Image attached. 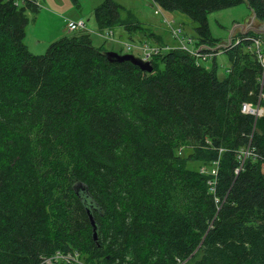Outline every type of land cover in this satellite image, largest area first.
Here are the masks:
<instances>
[{
  "label": "trees",
  "instance_id": "1",
  "mask_svg": "<svg viewBox=\"0 0 264 264\" xmlns=\"http://www.w3.org/2000/svg\"><path fill=\"white\" fill-rule=\"evenodd\" d=\"M40 1L0 0V264L57 252L83 264H264V115L242 112L264 107L251 40L263 35L223 50L226 78L181 49L156 55L149 73L110 62L83 31L32 54L28 13ZM153 1L196 23L197 48L219 43L211 12L245 2L264 22V0ZM123 10L97 6L99 32L146 34ZM189 160L218 162L217 174Z\"/></svg>",
  "mask_w": 264,
  "mask_h": 264
},
{
  "label": "rangeland",
  "instance_id": "2",
  "mask_svg": "<svg viewBox=\"0 0 264 264\" xmlns=\"http://www.w3.org/2000/svg\"><path fill=\"white\" fill-rule=\"evenodd\" d=\"M105 0H41V8L38 12L28 13L29 22L26 27L25 44L29 51L34 55L45 54L51 43L61 39L64 36L73 35L80 31H70L68 23L84 22L86 28L83 32L90 34L93 44L96 47L104 46L106 51H116L132 53L136 57L142 58L143 51L140 48L144 44H148L160 49V54L170 50L180 49L179 39H176L166 24L164 17L173 23L174 26H181L183 30V38L187 50L193 52L197 46L195 44L196 23L185 13L181 11H168L157 5L153 0H114L121 4L124 10L121 13L122 19L129 22H138L146 31L137 30L130 33L124 25H117L111 32L110 36H103L99 32L98 25L94 16V10ZM159 9L160 14L155 11ZM252 18V11L247 3L221 9L211 12L208 15V25L212 37L219 40L218 45L227 44L230 40L232 32V40L238 38L237 25L247 24ZM255 23V22H254ZM255 26V25H254ZM257 27V26H256ZM154 32L160 37H149L148 34ZM132 34V35H130ZM131 36L133 38H131ZM194 39L188 43L187 39ZM125 43L133 44L135 47L128 48ZM173 49V50H174ZM168 50V51H170ZM217 66V76L219 79L226 78L229 74L230 60L228 55L220 49L218 53L211 54L205 60L202 57L198 59V64L211 69L213 64ZM163 68V65H160ZM182 157L189 158L192 150L182 145L178 149ZM201 161H188V167L192 169H200V172L211 173L215 175L216 166ZM217 174V173H216ZM199 257V254L196 255Z\"/></svg>",
  "mask_w": 264,
  "mask_h": 264
},
{
  "label": "built area",
  "instance_id": "3",
  "mask_svg": "<svg viewBox=\"0 0 264 264\" xmlns=\"http://www.w3.org/2000/svg\"><path fill=\"white\" fill-rule=\"evenodd\" d=\"M160 10L157 9L155 11L156 14H160ZM164 20L166 22L167 25H169V29L172 31L171 34L176 38L179 39V43L178 46L181 50L188 52L189 54L195 56L197 58V62L199 58H203V59H207L208 56H211V54L214 53H208V52H199L198 49L196 48L195 51L190 52L187 50L185 39L183 38V30L182 27L177 25L174 26L173 23L171 21H168L165 17ZM68 29L70 31H82L83 29L86 28V24L84 22H69L68 23ZM101 34L103 36H110L111 35V31L109 30H104L103 32H101ZM251 40L253 41V47L256 51V54L264 68V36H260V37H253L251 38ZM194 39L192 38H188L187 42L191 43L193 42ZM239 38L237 39V43L239 42ZM125 46H127L128 48H133L135 47L133 44H129V43H125ZM143 51V59L144 60H149L152 62L153 58L160 54V49H158L157 47H153L150 46L148 44H144L143 46L140 47ZM174 48H172L173 50ZM168 50H170V47L168 48ZM167 50V51H168ZM264 82V73H263V79H262V83ZM261 96H263L261 94ZM242 112L246 113V114H251L254 115L256 118H259L261 116L264 115V107L260 106L259 104L257 106H253L251 103H244L242 105ZM248 155V151L245 152V156ZM218 164V162H215V165ZM217 173V169L215 170V174ZM48 260H52L54 263L59 264V263H65V264H83L80 259H79V253L78 252H74V253H69V254H63L60 252H57L52 258L47 259ZM182 264V263H181Z\"/></svg>",
  "mask_w": 264,
  "mask_h": 264
},
{
  "label": "water",
  "instance_id": "4",
  "mask_svg": "<svg viewBox=\"0 0 264 264\" xmlns=\"http://www.w3.org/2000/svg\"><path fill=\"white\" fill-rule=\"evenodd\" d=\"M253 14V17L250 19V21L247 23V24H243V25H237L235 28H239L240 29V33L241 35H246L248 34L250 31H253L259 35H263L264 36V26L262 27H256L254 26V22H255V19H256V16L255 14L252 12ZM234 32V31H232ZM232 32H231V35H230V40L227 44H224V45H217L215 47H208V46H201L199 47L198 51L199 52H202L204 50H208L212 53H217L220 49L222 50H226L227 48H229L231 45H232ZM106 56H107V59L110 61V62H125V61H129L131 63H133L134 65L138 66L141 70L143 71H146V72H149V73H152L153 70H154V66L152 64L151 61L149 60H144L143 58H139V57H136L134 54L132 53H125V54H122V53H119V52H116V51H106ZM84 189V187H82ZM90 220H91V224L93 226V235H94V239H97L98 235H97V226L95 224V221L92 217V215L90 214ZM46 264H56L54 263L52 260H48L46 262Z\"/></svg>",
  "mask_w": 264,
  "mask_h": 264
},
{
  "label": "crops",
  "instance_id": "5",
  "mask_svg": "<svg viewBox=\"0 0 264 264\" xmlns=\"http://www.w3.org/2000/svg\"><path fill=\"white\" fill-rule=\"evenodd\" d=\"M40 2H41V1H40ZM41 5H42V4H41ZM252 17H253V14H252ZM254 25L257 26V27H262V26H264V22H260V21H258L257 19H255V23H254ZM238 31H239V32H238V35L241 34V33H240V29H238Z\"/></svg>",
  "mask_w": 264,
  "mask_h": 264
}]
</instances>
